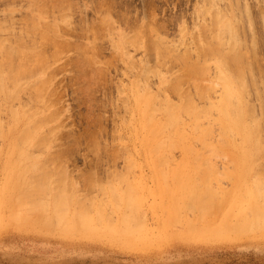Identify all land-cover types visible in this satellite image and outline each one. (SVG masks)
I'll list each match as a JSON object with an SVG mask.
<instances>
[{
    "label": "rangeland",
    "instance_id": "rangeland-1",
    "mask_svg": "<svg viewBox=\"0 0 264 264\" xmlns=\"http://www.w3.org/2000/svg\"><path fill=\"white\" fill-rule=\"evenodd\" d=\"M6 1H8L9 4L0 0V23L4 25V28L5 25H7L3 31H0L2 32L0 33V41L2 38H6L2 41H6L8 43L7 40L8 37L11 36V31H19L22 27L27 29L30 27L31 22L36 23L35 21L37 19L31 16L33 13H36L35 10H32L33 8L35 9L33 6H47L44 8L41 7L42 9H45V13H43L44 16L43 19H41L42 22H40V24H49L36 26V24H39V21L41 20H38V23L36 24L33 23L36 27L33 25H31V27L33 26L32 28L38 29L37 31H39V28L37 27H40V31H36L37 34H34L36 39L35 37H32V34L31 36L28 34V38L26 37L25 40L26 42L28 41L27 43L29 45L25 42L26 45L23 46L25 54H28L27 58L29 57V54H31L29 57L31 60L27 59L26 61H29L28 64L31 62V65H34L39 72H37L34 66H32L35 73L30 74H33V77L28 73L24 74L25 77L23 75L20 76V78L23 77V80H19L15 77L17 79V84L15 86L19 84L16 88L20 87L18 90L19 96L17 99L10 98L11 102H13L10 103V100H8V102H6L7 104L3 105V107H6L3 108L0 106L2 108L0 111H3L2 113L0 112V118L2 117L1 121L3 120V125L0 127H2L1 129L3 131L5 130V134L8 132L6 136L0 135V264H264V226L261 224L259 226L256 225L257 227L254 225L255 228L251 230H244L237 234L227 232L219 236L200 235V237L198 236L196 238H193V234L196 232L192 231L193 233L191 234H185L187 231H191V223L199 222L200 224H205L209 219L211 223H218L219 221L221 222L222 220H227L231 225H235V222L239 220L238 218L240 217L241 219V216H239V212L241 211H244V213L245 211L247 212L245 213L248 215L246 217H254L253 215H255V211L256 214H258V210L252 211V207L249 205V203L253 205L255 198H252L251 201H249L250 199L247 197L245 198V195L250 194V191L252 190L254 193L253 197H256L255 202L259 201V208L263 207L264 185L262 182H264V147H260L259 149L243 148L242 136L240 135L239 137V134H235L233 136L234 139L232 140L236 143L239 141L242 145H237V148H228L229 150L227 149L228 151L226 152L223 149L226 155L223 151L220 152L222 149L219 151L222 154L218 152L217 156H215L216 154L211 155L210 149L206 147L208 145L205 146L202 139L198 140L197 136H199L198 130L200 127L198 129L197 127L194 129V113L189 111L192 115L189 112L188 116L187 114L181 113V120H178L176 124H170L168 127V125L163 123L165 129L162 133L164 136L169 133L168 137L171 133V138H169H173L172 140L175 138L177 145L176 147L171 148L172 151L170 149H166L168 150L166 152L165 150L163 151L165 155L169 156V159H171H168L169 161L167 160L168 163L165 164L166 161L158 163V160H155L156 156H154V151L150 150V146H148V143L153 142V135H151L152 124L148 121V116L152 111V107H156L157 111L155 110L156 113L154 112V115L157 117H155L154 123L159 125L160 121L165 119L163 118L164 110L162 112L163 108L161 106L164 102L159 99V102L161 103V105L158 103V105L161 106L159 112V108L157 109L156 104L158 101L153 97V102L151 101V111L149 110L147 116L145 115L148 110L146 106L137 102L139 95L142 96L145 94L143 96L144 98L147 92L150 91L153 93L151 96L155 97H158L160 94L162 95V93H167L166 96L164 95L165 97L169 95L168 97H171L172 103L175 101L173 104H176L178 101L179 102L177 104H179L180 102H184L183 98H185L186 101V95L184 96V94L188 95V92L190 93V91H192L193 94L191 92L189 95H192V102L196 104V107L201 109H203V107L207 108L209 106L210 99H212L211 101H217L219 98L218 95H221L219 92L222 91L220 88L222 81H220V79L218 80L217 73L219 72L216 71L215 62L210 63L213 56L210 55L212 59L209 55L206 56L207 61L206 59L205 61L208 64H206L208 67L204 71L206 72L205 78L204 74L200 75L201 72L198 74L203 76L202 83L206 81L207 84L211 78L217 77L216 79L221 83L219 87L220 89L216 87L218 86V84H216V86L214 85V87H216L215 89L213 88L212 90H209L210 92H208V90L206 92L204 90L205 87L202 86L204 88L203 91H201L202 93H205L204 96L201 92L199 94V91L195 88H201V85L195 86V82H197V85L202 84L201 80H197L196 78L198 74L196 72V75L192 74L197 80L194 82V85V77L191 78L192 80L188 79L189 71L187 72V69L185 70V68L189 65V63L187 65V62H192V60L196 59L197 55L195 51L198 49L197 47L202 46L201 44H203V42L214 43L212 34H217L219 32L221 34L223 33L222 35L224 38L226 36L225 40H227V42L231 36H237L234 37L236 38L235 40H237L236 43L238 47L235 49L238 51L241 50L239 52L245 54V56L243 55L244 62L247 59L249 61H246L245 63L247 64L246 66H248L247 69L249 71H245L247 78L245 76L244 79H246L245 82L248 79L249 80L246 82L247 90L245 89L246 92H243V96L244 99L246 98L245 101L248 98L246 101L248 106H251L252 104L253 107H250V112L253 113L254 117L253 115H251V117H248L247 115L246 120L247 122H251L250 118H256V116L258 117L256 122L260 121L259 125L262 131L261 132L259 129V138H263L261 139V142L263 141L262 143H264V135H262L264 133V0H52L54 1L53 3L50 0H47V4H45L47 2L46 0H43L44 2L41 4L38 3L39 0L38 2H33V0ZM57 2L61 4L58 5ZM33 3H37V5H34ZM211 6L212 9L210 8ZM217 8L218 10H221L213 12V10H217ZM7 10H12L14 12L12 18L8 19L5 17L4 12ZM225 12L227 14H224ZM64 13L66 16H64ZM215 14H217V17ZM29 16H31L32 19H30ZM25 17H27V19ZM221 17L222 19H220ZM33 18L35 20H33ZM218 18L220 20L219 24L217 22L218 20H216ZM227 19H229V23L232 24L231 26H233L234 31L228 29L225 30L224 26H222L221 22H228ZM212 20H214L216 24ZM57 22L60 24H57ZM62 22L65 23L62 25ZM66 22L68 23L66 24ZM105 24H107V26ZM110 24L112 27H110ZM202 24L204 28L201 27ZM204 24L206 25V28ZM210 25L214 26H212L213 31L211 30ZM219 26L221 30H224L223 32L220 30ZM44 27L45 29H43ZM46 27L49 28L47 29ZM207 27L209 28V31L206 30ZM237 27L239 29L237 30L238 32H236ZM24 28L22 29L24 30ZM50 28L52 31H55V29H58V31L52 32ZM62 28L63 31H61ZM46 31L47 33L49 32L47 34L48 36L53 37L52 40L51 38L49 39L51 41L54 40V37L57 34L56 39L53 41L54 47L53 43H51L52 45H49L48 47L50 41L47 39L48 36L46 35ZM41 32L45 33L42 34ZM60 32H62L63 35ZM233 33H235V35H233ZM119 35H122L123 38ZM197 35L199 39L197 38ZM207 36L212 37L213 40L212 38H207ZM43 37H45V39H43ZM202 37L204 40H202ZM30 38L35 39L36 42L33 40H30L31 42H29ZM58 39L60 40L61 45L58 43ZM61 40H65L63 41L64 43ZM154 40L155 43L153 45ZM195 40H197V42L201 40L200 42L202 43L199 42L196 45ZM32 42H35L36 46ZM232 42H230L231 45L233 44ZM57 43L60 47H57L59 46ZM65 43H67L68 46H66ZM85 43H88L89 45ZM151 44L154 49L151 47ZM158 44L159 47L161 46V49L155 47L158 46ZM230 44L226 43L224 47L226 46V48H229L231 47ZM61 46L64 49H62ZM167 47H170L168 50L170 51L169 56L167 55L169 58L165 56L168 54ZM44 48L46 49V52ZM59 48H61V50ZM47 51L50 54L47 53ZM82 51L87 54H83ZM184 51H188V54L190 55V57L188 55L190 60L188 59L185 61L186 67L185 62L179 58L180 54H183ZM37 52H43V54H40V56L37 55ZM55 53L56 56L54 57L53 54L55 55ZM32 55L36 57H32ZM45 55H49V58ZM172 56L174 58H172ZM175 57L177 59H175ZM202 58L204 60L203 56ZM202 58L200 59L201 61ZM44 59H49V61H45ZM79 59L80 62H78ZM34 60L36 62H34ZM24 61L25 58L23 59V62ZM38 61L40 65L38 64ZM47 62H49V64H47ZM76 62H78V65ZM28 64H26L27 67H30ZM148 64H150L151 67ZM156 65L158 66L154 69V66ZM77 66L82 67V70H84H80L81 68ZM144 68H150L152 70L149 71ZM182 68L185 71L184 73ZM142 69L145 70L146 74ZM208 69H210V71ZM158 70L160 71V74L164 73L163 75L161 74L160 77ZM207 71H209V75L207 74ZM181 73H183L185 77V83L184 81L181 83L182 89L184 84V87L188 90V92H183V90H185L184 88L183 90L181 89L182 92L180 90L177 94V91H174L169 84L172 82L173 86L176 78H182L183 74ZM177 74L182 76L177 77ZM26 75H29L31 78L29 79ZM164 77L166 78L164 79ZM38 78H40L39 80L41 82L38 80L37 83ZM41 79L46 82H43V84ZM199 79H201V77ZM207 79L209 80L207 81ZM146 81L148 85L146 84ZM164 81H166V83ZM215 81H211L212 84ZM28 83L30 85L34 83L35 86L37 84H41L42 88L37 85L40 91V95L38 94L37 96L41 97L42 94L43 97H36V92H38V90L36 89V91L34 89L35 86H30ZM12 85L14 86L13 78L11 77L7 81V86L9 87V90L13 89L12 91H14L16 88L14 89ZM27 85L28 87L26 88ZM146 85L150 87L149 91H147L148 87L146 88ZM202 85H204V83ZM32 87L34 88L31 89ZM44 87L46 89H43ZM166 87L171 88L166 89ZM41 89L43 91H41ZM213 90H216V92ZM171 91L172 93H170ZM211 91L214 93L212 92L213 94H211ZM157 92H159V94ZM194 92L198 93L195 94ZM33 95H35V99ZM180 96L183 101H180ZM209 96H211V98ZM45 98L47 99L44 103ZM50 98L51 100H49ZM32 100L35 101L33 102ZM25 102L27 103L26 106H28V110H25V108H27L24 105ZM47 102L49 104L51 103V109L48 107L49 105H46ZM29 107L32 109L29 110ZM47 107L48 109H46ZM9 110L23 112L22 114H24L25 118L29 119V121L24 122L19 119L11 122V111ZM215 112L216 111L214 110L210 112L212 115L209 114L208 117L210 115L212 117L214 116V118L217 117V112L216 114ZM47 113L51 114V119L49 118L50 120L48 121H46V117H50V114L47 115ZM28 115H30L29 117H32L29 118ZM204 116L202 115L201 120ZM206 116L204 119L206 126H204L206 128L208 127L211 133L206 135V137L203 136L201 138H206L211 142L213 141V143L216 141L215 143H217L221 138V129H219L220 125L218 126L217 124L219 122L216 120L215 122L217 125H214V119ZM262 116L263 119L261 118ZM43 117H45V120ZM206 118L210 120L212 119L213 126H210V123L206 122H210V120H206ZM42 119L43 122H41ZM204 122L203 120L200 122L201 126ZM14 123H16V127L10 133L8 128L12 127ZM145 123H147V127L144 125ZM25 126H29V128L32 129L31 131H35L33 129H36L37 131L38 129L39 136L41 135V138L42 136H47L48 138L43 139V144L45 143L46 145V139L50 140H48L49 142L47 141L48 146H45L47 149L42 147L44 146L42 143H40V145L36 144V150L34 147L29 149V151L27 150V154H29L30 158L21 159L18 154L20 149L10 147L13 142H16L15 138L20 133L19 131L21 128H24ZM212 127L215 128L212 130ZM49 128H52L51 131ZM1 129L0 134L2 133ZM179 133L181 135L184 134L183 137L187 145L191 144V146L194 145L195 147L192 146L188 150L180 147L181 144L178 143V140L180 139V137L178 138ZM196 133L197 135H195ZM161 134L159 137L163 135ZM210 134H213V138H211V140L210 137L212 136ZM195 136L197 139L194 138ZM177 138L178 140H176ZM186 138L188 139L186 140ZM214 139L216 140L214 141ZM148 140L149 142H147ZM196 140H198V142ZM241 147L243 149H241ZM41 148L44 150H41ZM163 152H159L157 155H164L162 154ZM50 153L53 155L51 163L47 161ZM57 155L59 157H57ZM35 162L38 164L40 162L42 164L47 162L48 164L49 162L50 164L48 165H50L51 168L53 167L52 171L58 175V177L56 174H54L55 176L53 175V177H56L55 179H57L56 183L60 182V185L55 184V186H59L60 188L65 185L63 188L66 190L65 192L67 194L69 193V196L70 192H67V190L72 187L70 190H74V194H72L73 197L71 196L72 201L69 206L72 210H77L78 202H85L84 205H90L92 203V206H87L88 208L81 205L80 209H85L88 215L94 216L95 218H98L101 211L103 214L107 211L110 217L105 218H110L108 220H111V222L113 221V225H116V222L120 223L121 221V214L124 212L123 210L125 209L126 212L127 210L131 211L132 209V212L128 211L130 215L127 218H132L131 224H133L134 229H130V231L126 226L116 227L115 230L104 227L106 235L101 236L96 233L99 229L95 225L89 228L86 227L85 229L87 230L81 229V231H70L73 228H66L65 226L60 225L57 222L58 217H52L55 222H53L49 227H39V224H35L33 222V218L36 216L37 211L35 209L36 205H34V203V206L31 205V196L27 197L28 199L30 198L31 203L26 207V203L30 201L25 199L27 200L26 202L24 199L20 198L18 199L20 202L17 201L13 187L7 186V182L11 179L15 180L18 175L21 180L23 177L25 180L27 172V170L23 172L25 168H30V171L27 174V176H29L27 178V182L30 180V177H34L37 171L33 172L31 170V166ZM48 165L47 167H49ZM199 167L202 169L201 171H205V173L203 172L204 176H206V174L209 175L210 173H212L211 175L213 176H207L209 177H206L208 180L203 178L204 176L202 177L203 180L200 177L202 180L200 181L198 177L202 176L203 173L201 172L202 174H200ZM213 167H215V170ZM197 168L199 170H197ZM216 168L218 170H216ZM218 171L221 173L223 172L222 175L221 173L219 174ZM217 172L219 175L215 174V176L218 175L216 176L218 177L216 180L214 178V173ZM194 173H197L198 176ZM65 174L66 176H61ZM22 175L23 177H21ZM220 175L221 177H219ZM241 175H243V179L237 178L238 176L241 177ZM210 177L212 179H210ZM204 180L207 185H205L206 183ZM87 181H90L89 185L93 182V185L95 186L92 184V187L88 186ZM128 183L129 185H132L129 187ZM209 184L212 190L208 187ZM253 184H257L258 187ZM196 185L200 187H197ZM240 185L242 187L246 186L247 189L250 187V193H247V190L244 189L245 187L242 188ZM262 185L263 187L261 188ZM181 186L184 188L183 190H185V194L188 193L191 188L193 189L192 192L196 190L199 194L202 191L205 192L206 190L207 192L208 190H211V193H218V195L222 194L223 191L225 193L227 189V192L232 190L230 193H232L233 190L235 191L234 194L232 193L233 195L230 194V197L228 198L229 202L222 208V212L221 209H219V213L211 210L214 214L212 213L210 215V211L208 213V210L212 208L209 206L210 208L207 210L208 204H205L204 207L206 208L207 206L206 211L205 209H202L201 205H199V207L197 202H193L195 201L194 199L192 200V205L195 204L198 208L196 206L192 207L193 209L195 208L193 210L190 207L191 205H188L191 203V200L189 203L187 202L189 198L186 197L187 199H185V197L179 196L182 191ZM204 186L207 188L206 190H204ZM89 187L91 189H88ZM110 187L111 191L115 190L113 192H118L117 196L120 195L118 197L119 200L117 198H115L116 201L115 199L112 200L116 194L114 196L111 195ZM194 187L198 189H201L202 187V189H204L201 191L194 189ZM132 188L135 190L131 191ZM237 188L240 191H238ZM260 188L262 192L260 191ZM219 189L223 191L220 190V193ZM259 191L263 193V197H261L262 195H259ZM237 192H239L238 196ZM85 194L88 196V199H86ZM91 194H93V197ZM125 194L131 196L127 197ZM185 194L182 192L183 196ZM53 195L58 194L53 191ZM134 195H136V199L132 200H134L137 205H134L132 200L128 201V198H133L132 196ZM48 196L49 195L42 197V201L40 203H48V201H46ZM43 198H45V200ZM38 199L41 200V198H37V200ZM22 200L26 205L21 202ZM108 200H110V203H108ZM231 200L233 202L230 203ZM99 201L102 204H100L101 207L99 206L100 208L98 209L97 204H99ZM17 202H19L22 206L19 207L20 209L26 208L20 210ZM34 202H37L36 199ZM257 202L256 206L258 207L259 205ZM16 203L17 207H15ZM183 203L186 204V208H184ZM116 204L118 207L117 210ZM118 204H120V206ZM126 205H129L128 208ZM131 205H133L132 208ZM199 208L202 209L199 210L200 212H198ZM228 208H232L231 212H225ZM14 209H19V213L22 211V215L25 216L26 214V216L18 218L19 214L17 215L18 217H15L14 215L17 214V211L15 210L16 212L14 214ZM80 209L78 208V210ZM203 210L206 212L203 213ZM96 211L100 212L97 214ZM261 211L264 212V209H261ZM39 214L45 216L48 214V210L41 211ZM96 215L98 216L96 217ZM213 215H216L218 218L213 217ZM224 215L228 217H225ZM201 217H204L207 221ZM209 217H211V219ZM124 232H129L131 235ZM199 234H201V231Z\"/></svg>",
    "mask_w": 264,
    "mask_h": 264
},
{
    "label": "bare ground",
    "instance_id": "bare-ground-1",
    "mask_svg": "<svg viewBox=\"0 0 264 264\" xmlns=\"http://www.w3.org/2000/svg\"><path fill=\"white\" fill-rule=\"evenodd\" d=\"M3 1H5V3L6 4H9V2L8 1H6V0H3ZM34 1H36V2H38V0H33V2ZM45 1V0H44ZM43 0L41 1V0H39V2L38 3H43L44 2ZM47 1V0H46ZM49 1V0H48ZM48 1L45 3V4H47L48 3ZM52 3L54 2V1H52V0H50ZM61 2V1H60ZM58 3V5L59 4H61V3H59V2H57ZM34 4V3H33ZM32 4V5H33ZM34 5H37V3H35ZM43 5V4H42ZM55 5H56V3H55ZM213 5V4H212ZM46 5H43V6H33V7H35V9L33 8L32 10H35L36 11V13H33L32 11V15L31 16H33L35 19H37L35 22L36 23H38V20H41V19H43V16H44V14L43 13H45V9H42V8H44ZM50 6V5H49ZM215 6V5H214ZM42 7V8H41ZM47 7V6H46ZM57 7V6H56ZM51 8V7H50ZM54 8H55V6H54ZM206 8V7H205ZM211 9H212V6L210 7ZM48 9V8H47ZM208 9V8H207ZM219 10H221V9H219ZM218 10V8H217V10L215 9V10H213V12L215 11H219ZM209 11V10H208ZM211 11V10H210ZM225 11V10H224ZM213 12H212V14H213ZM5 13V17L6 18H12V16H13V11L12 10H7V11H5L4 12ZM30 13V12H29ZM220 13V12H219ZM28 14V13H27ZM26 14V15H27ZM221 14V13H220ZM223 14V13H222ZM224 14H227L226 12L224 13ZM47 15H48V13H47ZM219 15V14H218ZM31 16H29L30 17V19H32V17ZM60 16H62V15H60ZM64 16H66L65 15V13H64ZM215 16L217 17V14H215ZM215 16H213V17H215ZM27 17H28V15H27ZM27 17H25L26 19H27ZM63 17V16H62ZM61 17V18H62ZM109 17V16H108ZM4 18V17H3ZM24 18V19H25ZM33 18V20H35ZM54 18H56V17H54ZM58 18V17H57ZM64 18V17H63ZM223 18H224V15H223ZM29 19V18H28ZM105 19V18H104ZM108 19V18H107ZM110 19V18H109ZM214 19V18H213ZM220 19H222V17L220 18ZM12 20V19H11ZM32 20V21H33ZM65 20V19H64ZM216 20H218L217 22H218V24L220 23L219 21V18L218 19H216ZM228 20V22H223L222 20V22H221V24H222V26H224V28H225V30L226 29H228V30H233L234 31V29H233V26H231L232 24H230L229 23V19H227ZM26 21H28V20H26ZM25 21V22H26ZM54 21V20H53ZM58 21L60 22V20L58 19ZM67 21V20H66ZM111 21V20H110ZM110 21H109V23H110ZM113 21V20H112ZM215 24H216V22L214 21V20H212ZM211 21V22H212ZM1 22V21H0ZM40 22H42V20L41 21H39V24H36V23H34V24H36V26H38V25H40V26H43V24H45V23H43V24H40ZM44 22H46V21H44ZM59 22H57V24L59 23ZM212 22V23H213ZM4 23V22H3ZM9 23V22H8ZM32 22H31V25H33V26H35L34 24H33ZM61 23V22H60ZM59 23V24H60ZM63 23H65V22H62V25H63ZM68 22H66V24H67ZM108 23V22H107ZM113 23V22H112ZM225 23V24H224ZM233 23V22H232ZM1 24V23H0ZM10 24V23H9ZM49 24V23H48ZM48 24H45V25H48ZM56 24V23H55ZM66 24H65V26H66ZM102 24V23H101ZM104 24V23H103ZM206 24V23H205ZM204 24V25H205ZM11 25V24H10ZM26 25H27V23H26ZM25 25V26H26ZM31 25H30V27H31ZM50 25H52V24H50ZM61 25V26H62ZM70 25V24H69ZM68 25V26H69ZM90 25V24H89ZM106 26H107V24H105ZM4 25L3 24H1L0 25V31H3L5 28H6V26L7 25H5V28L3 27ZM12 26H13V24H12ZM23 26V25H22ZM32 26V27H33ZM35 26V27H36ZM60 26V25H59ZM211 26V25H210ZM210 26H208V27H210ZM213 26V25H212ZM212 26H211V30L213 31V28H212ZM221 26V27H222ZM237 26V25H236ZM9 27V26H8ZM29 27V28H30ZM27 28V26H26V28L27 29H25L24 27H22V28H24V30L21 28L19 31H11V36L10 37H8V43L6 44L4 41H2V40H5L4 38H2V42L0 43V106L1 107H3V105L4 104H7L6 102H8V100H10V103H12L11 102V99L10 98H12V99H17V97L19 96V92H18V90L20 89V87H18V88H16L17 86H15L16 84H17V79L15 78V77H17L19 80L20 79H22L23 80V77H21L20 78V76H24V74H29L30 76H32L34 73H35V70H33V68H32V66H34V65H31V62H30V64H28V62L29 61H26L27 59L29 60H31V58H29L30 57V55L31 54H29V57L27 58V56H28V54L26 53L25 54V50L23 49V46H25L26 44H25V42H26V40H25V38L28 36V34H30V36H31V34L33 35L32 37L34 38L35 37V39H36V36H34V34H37L36 33V31L38 30V29H34V28ZM50 27H52V26H50ZM54 27V26H53ZM57 27V26H56ZM63 27V26H62ZM88 27V26H87ZM92 27V26H91ZM110 27H112L111 26V24H110ZM201 27H203V24L201 25ZM207 27V29L206 30H208L209 28ZM214 27V26H213ZM37 28H39V31H40V27H37ZM47 28V27H46ZM49 28V27H48ZM47 28V29H48ZM55 28V27H54ZM64 28H66V27H64ZM109 28V27H108ZM204 28V27H203ZM205 28H206V25H205ZM219 28H220V26H219ZM223 28V27H222ZM32 29H34V30H32ZM43 29H45V27L43 28ZM61 29V28H60ZM59 29V30H60ZM93 29V28H92ZM109 29H111V28H109ZM115 29V28H114ZM151 29V28H150ZM215 29V28H214ZM236 29V28H235ZM50 30H51V28H50ZM87 30V29H86ZM94 30V29H93ZM92 30V31H93ZM152 30V29H151ZM216 30V29H215ZM220 30H221V28H220ZM237 30H239L238 29V27H237V29H236V32H238ZM39 31H37V32H39ZM41 31H43V30H41ZM45 31V30H44ZM47 31H49V30H47ZM47 31H46V35L49 33H47ZM52 31V30H51ZM50 31V32H51ZM55 31H58V29H55ZM55 31H52V32H55ZM61 31H63V28H62V30ZM95 31V30H94ZM205 31V30H204ZM209 31V30H208ZM217 31H218V29H217ZM222 32L224 31V30H221ZM152 32H153V30H152ZM206 32V31H205ZM0 33H2V32H0ZM42 33V32H41ZM45 32H43L42 34H44ZM61 34H62V32H60ZM61 34H60V36H61ZM120 34V33H119ZM155 34V33H154ZM210 34H212V33H210ZM223 34V33H222ZM220 32L219 33H217V34H212V37L214 38V43L213 42H203V44H201L202 46H200V47H197L198 49L195 51L196 52V59H197V57H198V59L196 60H192V62H190V61H188L187 62V65H188V63H189V65L186 67V62L185 61H187L188 59L190 60V55L188 54L189 52L188 51H184V53L181 55L180 54V56H179V58L181 59V60H183L184 62H185V70L187 69V72L189 73V78L188 77H186V78H188L189 80H192L191 78L192 77H194L192 74H194V75H196L195 74V72L198 74H200V72H201V74L200 75H202V74H204V78H205V75H206V72H204L205 71V69L208 67V66H206V61H207V59H206V56L207 55H211V56H213V59H212V57L210 56V58L212 59V60H214V61H210V63L212 62H215V68L217 69L216 71L217 72H219V73H217L218 74V80L220 79V81H222V84L220 83V82H218V80L216 79L217 77H213V78H215V79H213V78H209V79H207V81H208V84L206 83V81L205 82H203L204 83V85H202L203 83H202V78H203V76H200L199 74L197 75V76H199V77H197L196 76V78H197V80H201V83L202 84H199V85H197V82H195V81H197L196 80V78L194 77L193 78V85H194V82L196 83V85L195 86H200L201 88H199V87H195L196 88V90L197 91H199V94H200V92H201V94L204 96V94L205 93H202V91H203V88H204V90L207 92V90H208V92H210L209 90H212L213 88L215 89L216 87L218 88V89H220L221 88V92H219V94H221L220 96L218 95V99H217V101H211L212 99H210V103H209V106L206 108H204L203 107V109H201V108H197L196 107V104H194V102H192V95L190 96L189 94L192 92V91H190V90H192V89H190L189 91H190V93L188 92V90L184 87V84H183V89L185 88V90H187V91H185V90H183L182 89V84L181 83H183V81H184V70H183V68H182V70H183V73H181V74H183V76L182 75H178L177 77H181L182 76V78H176L175 79V82L173 83V86H172V82H171V84H169V81H168V84H169V86L171 85V87L174 89V91L176 90L177 91V94H178V92L182 89L183 90V92H185V93H187L188 92V95L187 94H184V96L186 95V101H185V98H183L184 99V102H180L179 104H177L178 102H176V104H173L172 103V99H171V97H168L169 95H167V97H165L166 96V94H164V93H162V95L160 96V95H158L159 94V92H157L158 94H156V95H158V97L156 96H151V94L153 95V93L152 92H150L149 90V86H147L148 85V83H147V81H146V88L148 87V90L147 91H149V92H147V94H146V96L143 98V96L145 95L144 93V95H142V96H140L139 95V97H138V99H137V102H139V103H142V104H144V106H146V108L148 109L147 110V114H145L146 116L148 115V113H149V110H150V108H151V101L153 102V97L155 98V100L157 99V109H158V111L161 109L160 107L162 106V112H163V110H164V112H163V114H164V117L163 118H165L164 120H162V121H160V123H159V125H156V123H154V121H155V117H157V116H155L154 115V112L156 113V107H152V111H151V113H150V115L148 116V121L152 124V130H151V132L153 133H151V135H153L152 136V143H148V146H150L149 148H150V150H153L154 151V156H156V159L155 160H158V163L160 162V163H162V161L164 162V161H166L165 162V164L166 163H168V161L169 160H171V159H169V156H166L165 155V153L163 152L164 150H165V152L166 151H168V150H166V149H170L171 150V148H174V147H176V145H177V141H175V138H174V140H172V139H170L171 138V133H170V138L168 137V135H169V133H167L166 135H167V137H166V135L164 136V134L162 133V131H164V124L165 125H168V127L170 126V124H173V123H175L176 124V122H178V120L180 121L181 120V118L180 117H182V115H180L181 113L182 114H187V116H188V114L190 113L191 115H192V113H194V120H193V122L195 121V126L193 125V127H195L194 129H196V127H197V129L199 128V132H198V135L199 136H197L198 137V140H201L202 139V142H203V144L206 146V145H208V146H206V147H208L209 149H210V151H211V155L212 154H216L215 156H217V153L220 151V152H224V150H225V152L226 151H228L229 149L228 148H237L238 146H240L239 144H241V142L239 143V141H238V143H236V142H234L232 139H234L233 138V136L236 134H239V137H240V135L242 136V142H243V148H253V149H259L260 147H264L263 146V144L264 143H262L261 142V139H263V138H259L260 137V135H259V132L261 131V129H260V121L258 122H256V119L258 118L257 116H256V118H253L254 117V115H253V113H251L250 112V109L253 107L252 106V104H251V106L249 105L248 106V104H247V100H248V98H247V100L245 101V99H244V96H243V92H246L245 91V89L247 90V84H246V82L249 80H247L246 82H245V80L246 79H244L245 78V76H246V73H245V71L247 70V72L249 71L248 69H247V67L248 66H246L247 64H245L246 63V61H248V59L247 60H245V62H244V60H243V57L245 56V54L243 53L242 54V52H239V51H241V50H236L238 47H237V43H236V41L237 40H235L236 38H234V37H237V36H231L230 37V39H228V42H227V40H225L226 39V36H225V38L223 37V35H222ZM228 34V33H227ZM230 34V33H229ZM50 35H52V34H50ZM55 35V34H54ZM53 35V36H54ZM57 35V34H56ZM56 35H55V37H54V40L56 39ZM63 35V34H62ZM122 35H124V34H122ZM122 35H119V36H121L122 37ZM126 35V34H125ZM156 35V34H155ZM208 35V34H207ZM231 35V34H230ZM233 35H235V33H233ZM238 35H239V33H238ZM29 36V37H30ZM38 36V35H37ZM48 36V35H47ZM202 36V35H201ZM204 36V35H203ZM209 36V35H208ZM207 36V38H212V37H208ZM228 36V35H227ZM140 37V36H139ZM155 37H157V36H155ZM159 37V36H158ZM232 37H233V40H232ZM28 38V37H27ZM33 38H30L29 39V42H31L30 40H33V41H35V39H33ZM51 38V40L53 39V37L52 36H48L47 37V39H48V41H50L49 42V44H48V42H47V44H48V47H49V45L51 46L52 44L51 43H53V41H51V40H49ZM64 38V37H63ZM123 38V37H122ZM121 38V39H122ZM125 38V37H124ZM160 38V37H159ZM197 38L199 39V37H198V35H197ZM203 38V37H202ZM213 38H212V40H213ZM228 38H229V36H228ZM240 38V37H239ZM238 38V39H239ZM41 39V38H40ZM39 39V40H40ZM43 39H45V37H43ZM60 39V38H59ZM58 39V43L61 45V43H60V40ZM155 39V38H154ZM255 39V38H254ZM42 40V39H41ZM122 40H124V39H122ZM156 40V39H155ZM155 40H154V42H153V45H154V43H155ZM158 41H160L159 39H157ZM202 40H204V38L202 39ZM206 40H208V39H206ZM205 40V41H206ZM229 40H230V42H232L233 44L231 45L230 44V42H229ZM62 41V40H61ZM63 41H65V40H63ZM62 41V42H63ZM125 41V40H124ZM124 41H123V43H124ZM135 41V40H134ZM152 41H153V39H152ZM152 41H151V43H152ZM161 41H162V38H161ZM196 41V45H197V43H199L200 41H198L197 42V40H195ZM253 41V40H252ZM256 41V40H255ZM28 42V41H27ZM26 42V43H27ZM36 42V41H35ZM35 42H32V43H34V45L36 46V44H35ZM39 42V41H38ZM56 42V41H55ZM242 42V41H241ZM57 43V44H58ZM64 43V42H63ZM62 43V44H63ZM122 43V42H121ZM156 43H157V41H156ZM158 43H162V42H158ZM200 43H202V42H200ZM226 43H228V44H230L231 45V47H227L226 48V46L224 47V45H226ZM255 43H257V42H255ZM28 44V43H27ZM41 44V43H40ZM58 44V45H59ZM66 44V46H68L67 45V43H65ZM85 44H88V43H85ZM84 44V45H85ZM236 44V45H235ZM29 45V44H28ZM60 45L59 46H57V47H60ZM89 45V44H88ZM115 45H116V43H115ZM124 45V44H123ZM156 45V44H155ZM162 45V44H161ZM200 45V44H199ZM230 45H228V46H230ZM234 45V46H233ZM30 46H31V44H30ZM34 46V47H35ZM63 46V45H62ZM61 46V47H62ZM65 46V47H66ZM239 46V45H238ZM32 47V46H31ZM47 47V48H48ZM53 47H54V43H53ZM81 47H83V46H81ZM85 47H86V45H85ZM84 47V48H85ZM90 47V46H89ZM151 47L153 48V46H152V44H151ZM156 48L158 47V48H160L159 47V44H158V46H155ZM237 47V48H236ZM255 47V46H254ZM24 48H26V47H24ZM28 48V47H27ZM39 48V47H38ZM42 48V47H41ZM56 48V47H55ZM88 48V47H87ZM170 48V47H169ZM169 48L167 47V52H168V54H166L165 56H169V52L170 51H168L169 50ZM236 48V49H235ZM45 49V48H44ZM49 49V48H48ZM54 49V48H53ZM57 49V48H56ZM60 50H61V48H59ZM58 49V50H59ZM62 49H64L63 47H62ZM90 49V48H89ZM149 49H150V47H149ZM154 49V48H153ZM161 49V48H160ZM172 49V48H171ZM190 49V48H189ZM248 49V48H247ZM37 50V49H36ZM82 50V49H81ZM88 50V49H87ZM158 50V49H157ZM156 50V51H157ZM166 50V49H165ZM192 50V49H191ZM29 51H30V49H29ZM34 51V50H33ZM50 51V50H49ZM163 51V50H162ZM171 51H173V50H171ZM192 51H194V50H192ZM191 51V52H192ZM238 51V52H237ZM31 52V51H30ZM29 52V53H30ZM36 52V51H35ZM45 52H46V49H45ZM55 52V51H54ZM212 52V53H211ZM246 52V51H245ZM39 52H37V55H42L43 54V52H40L39 54H38ZM47 53H49L48 51H47ZM82 53L83 54H87V53H84L83 51H82ZM163 53V52H162ZM177 53V52H176ZM211 53V54H210ZM26 56H25V55ZM34 54V53H33ZM50 54V53H49ZM173 54V53H172ZM35 55H36V53H35ZM40 55V56H41ZM51 55H52V53H51ZM175 55V54H174ZM188 55H189V57H188ZM244 55V56H243ZM45 56H48V58H49V55H45ZM53 56L55 57L56 56V53H55V55L53 54ZM87 56V55H86ZM163 56V55H162ZM167 56V57H168ZM176 56V55H175ZM202 56L204 57V60H203V58H202ZM25 58V61L23 62V59ZM32 57H36V56H33L32 55ZM91 57V56H90ZM129 57V56H128ZM177 57V56H176ZM175 57V59H177ZM188 57V58H187ZM202 58V61L200 60L201 58ZM45 58V57H44ZM53 58V57H52ZM51 58V59H52ZM84 58H86V57H84ZM88 58H89V56H88ZM92 58V57H91ZM90 58V59H91ZM164 58V57H163ZM169 58V57H168ZM172 58H174L173 56H172ZM171 58V59H172ZM130 59H131V57H130ZM159 59V58H158ZM179 59V60H180ZM205 59H206V61H205ZM14 60H15V62H14ZM16 60H17V62H16ZM36 60V59H35ZM34 60V62H36ZM39 60V59H38ZM45 61L47 60V61H49V59H44ZM83 60V59H82ZM210 60V59H209ZM253 60V59H252ZM19 61V62H18ZM32 61H33V58H32ZM159 61V60H158ZM160 61H162V60H160ZM164 61V60H163ZM167 61V60H166ZM78 62H80V59H79V61ZM78 62H76L77 63V65H78ZM82 62V61H81ZM84 62V61H83ZM209 62V61H208ZM249 62V61H248ZM17 63V64H16ZM28 64V65H30V67H27V65L26 64ZM46 63V62H45ZM133 63V62H132ZM147 63V62H146ZM159 63V62H158ZM252 63V62H251ZM251 63H249V64H251ZM254 63V62H253ZM34 64H36V63H34ZM38 64H39V61H38ZM47 64H49V62H47ZM82 64V63H81ZM161 64H163V63H161ZM40 65V64H39ZM148 65H150V64H148ZM159 65H160V63H159ZM208 65V64H207ZM252 65V64H251ZM48 66V65H47ZM79 66H80V64H79ZM79 66H77V67H79ZM82 66V65H81ZM131 66H134V65H131ZM158 65H156V66H154V67H152V68H154V69H156V67H157ZM209 66H210V64H209ZM212 66V65H211ZM213 66H214V64H213ZM44 67V66H43ZM150 67H151V65H150ZM250 67V66H249ZM32 68V69H31ZM34 68L36 69V71L37 72H39V70H37V68L34 66ZM38 68H40V67H38ZM46 68V67H45ZM79 68H81L80 70H82V67H79ZM211 68V67H210ZM251 68V67H250ZM249 68V69H250ZM42 69V68H41ZM145 69V68H144ZM144 69H142V70H144ZM146 69H148L149 71L150 70H152V69H150V68H146ZM145 69V70H146ZM84 70V69H83ZM82 70V71H83ZM145 70H144V73H145ZM209 71H210V69H208ZM41 71V70H40ZM43 71V70H42ZM47 71V70H46ZM81 71V72H82ZM149 71H147V72H149ZM159 71V70H158ZM198 71V72H197ZM209 71H207L208 73V75H209ZM214 71H215V69H214ZM251 71H252V69H251ZM254 71V70H253ZM141 72V71H140ZM154 72V71H153ZM152 72V73H153ZM156 72H157V70H156ZM30 73H33V74H30ZM43 73V72H42ZM44 73H46V72H44ZM151 73V74H152ZM191 73V74H190ZM36 74H38V73H36ZM35 74V75H36ZM142 74V73H141ZM146 74V73H145ZM155 74V73H154ZM162 74V73H161ZM160 71H159V77H160ZM164 74V73H163ZM162 74V75H163ZM216 74V73H215ZM249 74H251V73H249ZM27 76V77H29V79L31 78L30 76ZM192 75V76H191ZM43 76V75H42ZM186 76V75H185ZM251 76V75H250ZM249 76V77H250ZM13 78V84H14V91H12L13 89H11V90H9L8 88V86H7V81L10 79V78ZM25 77V76H24ZM26 77V78H27ZM33 77V76H32ZM201 77V79H199ZM50 78V77H49ZM166 77H164V79H165ZM246 78H247V76H246ZM16 79V80H15ZM28 79V78H27ZM26 79V80H27ZM40 78H38L37 79V83H38V80H39ZM163 79V80H164ZM187 79V80H188ZM18 80V81H19ZM42 80V83L44 82H46L47 80H46V78H45V80L46 81H43V79H41ZM167 80H169V79H167ZM172 80H174V79H172ZM215 80H217V81H215ZM24 81H25V79H24ZM36 81V80H35ZM40 81V80H39ZM182 81V82H181ZM211 81H215V82H213V84H212V82ZM34 82V81H33ZM41 82V81H40ZM144 82V81H143ZM143 82H142V84H143ZM163 82V81H162ZM165 83H166V81H164ZM199 82V81H198ZM36 83V84H37ZM43 83V84H44ZM165 83H164V85H165ZM184 83H185V81H184ZM12 84V83H11ZM29 84V83H28ZM162 84V83H161ZM187 84V83H186ZM206 84H207V86H206ZM216 84H218V86H216ZM220 84H221V87H220ZM30 85V84H29ZM31 85H34V83L33 84H31ZM30 85V86H31ZM37 85H39V84H37ZM36 85V86H37ZM144 85V84H143ZM142 85V86H143ZM214 85L216 86V87H214ZM20 86H21V84H20ZM35 86V85H34ZM35 86V88L34 87H32L31 89H37L38 90V92H36L37 94H36V97H38L37 95L39 94L40 95V91H39V87L37 88ZM41 88H42V86H41V84L39 85ZM190 86H191V84H190ZM202 86H204V87H202ZM28 87V85L26 86V88ZM46 87V86H45ZM43 88V89H46V88ZM170 87V88H171ZM189 87V86H188ZM207 87V88H206ZM220 87V88H219ZM246 87V88H245ZM25 88V89H26ZM30 88V87H29ZM164 88V87H163ZM169 87H166V89H168ZM169 88V89H170ZM249 88V87H248ZM165 89V90H166ZM173 89H172V91H173ZM189 89V88H188ZM200 89V90H199ZM27 90V89H26ZM143 90V89H142ZM162 90V89H161ZM182 90H181V92H182ZM202 90V91H201ZM12 91V92H11ZM24 91V90H23ZM28 91V90H27ZM30 91V90H29ZM32 91V90H31ZM41 91H43L42 89H41ZM172 91L170 92V93H172ZM173 91V92H174ZM214 92H216V90H213ZM213 91H211V94H213L214 92ZM220 91V90H219ZM33 92V91H32ZM162 92V91H161ZM167 92V91H166ZM196 92V91H195ZM194 92V93H195ZM213 92V93H212ZM249 92H250V90H249ZM23 93V92H22ZM27 93V92H26ZM42 93V92H41ZM198 93V92H197ZM197 93H195V94H197ZM21 94V93H20ZM24 94H25V92H24ZM28 94H30V93H28ZM43 94H44V92H43ZM192 94H193V92H192ZM210 94V93H209ZM46 95H48V94H46ZM155 95V94H154ZM165 95V96H164ZM180 95V94H179ZM183 95V94H182ZM208 95V94H207ZM30 96V95H29ZM34 96V99H35V95H33ZM30 97H32V96H30ZM40 97V96H39ZM38 97V98H39ZM41 97H43L42 96V94H41ZM40 97V98H41ZM48 97H50V96H48ZM210 98H211V96H209ZM209 97H208V100H209ZM249 97V96H248ZM171 99V101H170V99ZM201 98V97H200ZM199 98V99H200ZM29 99V98H28ZM33 99V98H32ZM37 99V98H36ZM46 99L47 98H45V100H44V103H45V101H46ZM161 101H163L164 103L161 105V103L159 102L160 100ZM199 99H197V100H199ZM205 99V98H204ZM207 99V98H206ZM21 100V99H20ZM49 100H51V98L49 99ZM194 100H195V98H194ZM202 100V99H201ZM250 100V99H249ZM22 101H25V100H22ZM33 101V100H32ZM32 101H30V102H32ZM35 101V100H34ZM33 101V102H34ZM180 101H183L182 100V97L180 96ZM26 102H27V100H26ZM25 102V107H27V108H25V110L27 109L28 110V106H26V103ZM50 102V101H49ZM22 103H24V102H22ZM158 103L161 105V106H159L158 105ZM196 103V102H195ZM199 103V102H198ZM249 103V102H248ZM51 104V103H50ZM48 102H47V104L46 105H49L48 107L50 108V106H52V105H50ZM22 105V104H21ZM24 105H23V107H24ZM9 106H11V105H9ZM154 106V105H153ZM164 106V107H163ZM198 106V105H197ZM203 106V105H202ZM0 107V109H2ZM4 107H6V106H4ZM3 107V108H4ZM12 107V106H11ZM14 107V106H13ZM48 107L46 108V109H48ZM200 107V106H199ZM251 107V108H250ZM11 109V108H10ZM14 109V108H13ZM30 109H32V108H30L29 107V110ZM51 109V108H50ZM156 110V111H155ZM216 111L217 112V117H215L214 118V116L212 117L211 115V113L210 112H212V111ZM9 111H11L10 112V114H11V122H14V121H17V120H23L24 122H28L29 121V119H27V118H25V115L24 114H22L23 112H19V111H17V110H9ZM24 111V110H23ZM184 111H186V112H184ZM189 111H191V112H189ZM1 112V111H0ZM3 112V111H2ZM1 112V113H2ZM5 112V111H4ZM27 112V111H26ZM160 112V111H159ZM189 112V113H188ZM216 112H215V114H216ZM249 112H250V114H249ZM29 113V112H28ZM34 113V112H33ZM33 113H30V114H33ZM51 113V112H50ZM50 113H47V115H49ZM52 114V113H51ZM51 114H50V117H46V121H48V120H50L51 119ZM209 114H211L209 117H208V115ZM55 115V114H54ZM190 115V116H191ZM202 115L204 116H206V117H208V118H212V119H214V122L217 120V122H219V123H217L218 124V126L220 125V128L219 129H221L220 130V132H221V135H220V140L217 142V143H215L216 141V139H214V143H213V141L211 142V141H209L208 139H206V138H201V137H203V136H205L206 137V135H208L209 133H211L210 132V129L207 127H205L206 126V124H205V122H204V119H205V116L202 118V120H203V122L204 123H202V126H201V124H200V122H202V120H201V117H202ZM248 115V117H251V115H253V117L252 118H250L251 120V122H247V120H246V116ZM1 116V115H0ZM30 115H28V117H29ZM46 116V115H45ZM145 116V117H146ZM216 116V115H215ZM32 117V116H31ZM31 117H29V118H31ZM52 117H53V115H52ZM184 117V116H183ZM2 118V117H1ZM1 118H0V121H1ZM45 117H43V119H44ZM50 118V119H49ZM54 118H55V116H54ZM180 118V119H179ZM262 119H263V116L261 117ZM43 119H42V121L41 122H43ZM199 119H200V121H199ZM212 119L210 120V119H207L206 118V120H210V122H208V121H206L207 123H210V126H213V123H212ZM10 120V119H9ZM45 120V119H44ZM145 120V119H144ZM147 120V119H146ZM182 120H183V118H182ZM249 120V119H248ZM46 121H44V122H46ZM192 121V120H191ZM11 122H9V123H11ZM144 122V121H143ZM148 122V123H149ZM192 122V123H193ZM164 123V124H163ZM16 123H14L13 125H12V127H10V128H8V131L11 133V131L16 127V125H15ZM216 124V122L214 123V125ZM216 124V125H217ZM3 125V120L1 121V124H0V126H2ZM145 126L147 125V123H145L144 124ZM205 125V126H204ZM188 126V125H187ZM261 126H262V124H261ZM4 127V126H3ZM147 127V126H146ZM167 127V128H168ZM202 127H205V128H202ZM2 127H0V129H1ZM149 128V127H148ZM167 128H166V130H167ZM189 128V127H188ZM211 128V127H210ZM213 128H215V127H212V130H213ZM50 129V128H49ZM52 129V128H51ZM51 129H50V131H51ZM259 129H260V131H259ZM32 129H30L29 128V126H25L24 128L22 127L21 128V130L17 133L18 135L16 136V142H13L12 143V145H11V147L10 148H14V147H16V148H19L20 149V151H19V158H21V159H25V158H27L28 159V157L30 158V156H29V154H27V150L29 151V149H32L33 147L35 148V145L36 144H39L40 145V143H42V145H44V146H42V147H45V146H48L47 144V141L48 140H50V139H46V145H45V143L43 144V139H45V138H48L47 136L46 137H43L42 136V138L39 136V132H38V129H37V131H36V129H33V130H35V131H31ZM216 130V129H215ZM1 131H2V133L0 134L1 136H6L7 135V133L5 134V130L3 131L2 129H1ZM49 131V132H50ZM171 131V130H170ZM197 131V130H196ZM217 131V130H216ZM146 132V131H145ZM194 132V131H193ZM262 132V131H261ZM41 133V132H40ZM149 133V132H148ZM163 135H162V134ZM185 133V132H184ZM215 133V132H214ZM219 133V132H218ZM162 135L161 137H159V135ZM262 134V133H261ZM151 135H150V137H151ZM173 135V134H172ZM175 135V134H174ZM179 136H178V138L180 137V139L178 140V138L176 139V140H178V143L179 144H181V146L180 147H182L183 149H185V150H188L189 148H191L192 146L193 147H195L194 145H192L191 146V144L190 145H187L186 143H185V140H184V134L183 135H181L180 133L178 134ZM188 135V134H187ZM186 135V136H187ZM195 135H197V133L195 134ZM211 135V134H210ZM209 135V136H210ZM213 135V134H212ZM211 135V136H212ZM217 135V134H216ZM262 135H264V133L262 134ZM177 136V135H176ZM185 136V137H186ZM188 137V136H187ZM264 137V136H263ZM41 138V139H40ZM169 138V139H168ZM194 138H196V136L194 137ZM208 138V137H207ZM211 138H213V136L212 137H210V140H211ZM215 138V137H214ZM146 139H147V137H146ZM167 139V140H166ZM188 138H186V140H187ZM197 139V138H196ZM240 139V138H239ZM42 142H41V141ZM149 140H150V138H149ZM149 140L147 141V142H149ZM193 140V139H192ZM198 140H196L197 142H198ZM205 140H207V141H209V142H207V141H205ZM213 140V139H212ZM40 141V142H39ZM194 141V140H193ZM44 142H45V140H44ZM49 142V141H48ZM193 143H195V142H193ZM192 143V144H193ZM50 144V143H49ZM202 144V143H201ZM202 144V145H203ZM144 145V144H143ZM196 145V144H195ZM203 145V146H204ZM238 145V146H237ZM242 145V144H241ZM147 146V147H148ZM205 147V148H206ZM46 148V147H45ZM242 147H241V149H243ZM38 149V148H37ZM43 148H41V150H42ZM47 149V148H46ZM50 149V148H49ZM208 149V150H209ZM224 149V150H223ZM228 149V150H227ZM15 150V149H14ZM35 150H36V148H35ZM44 150V149H43ZM16 151V150H15ZM51 151V150H50ZM49 151V152H50ZM172 151V150H171ZM159 152H163L162 154H164V155H157ZM219 152V153H220ZM225 152H224V154H225ZM61 154V153H60ZM60 154H59V156H60ZM220 154H222V153H220ZM223 154V155H224ZM226 155V154H225ZM232 155V154H231ZM53 155L50 153V156H49V159L47 160V161H49L50 163L52 162V159H53V157H52ZM58 155H57V157H59ZM219 156V155H218ZM231 157V156H230ZM232 158V157H231ZM55 159V158H54ZM169 159V160H168ZM131 160V159H130ZM129 160V161H130ZM154 160V159H153ZM160 160V161H159ZM168 160V161H167ZM48 162V164H50ZM132 162V161H131ZM155 162V161H154ZM157 162V161H156ZM40 164V165H39ZM37 163V162H35L32 166H31V170L34 172V171H37V173H36V175L34 176V177H30V180H28V182H27V178L29 177V176H27V174L29 173V171H30V168H23L24 170H23V172H25L26 170H27V172H26V176H25V180H24V177H23V175L21 176V177H23L22 178V180L20 179V176L18 175V177L15 179V180H13V179H11V180H9L8 182H7V186L9 187H13V191H14V194H15V198H16V200L17 201H19L18 199L20 198V199H24V201H26L27 202V200H29L30 201V198H32L31 200H32V203H31V201L30 202H28V203H24V201L22 200L21 202L22 203H24L25 205H26V207L27 206H29L28 204H30L31 203V205H33V203H34V205H36V211H37V214H36V216L34 217L35 218V220H34V218H33V222L35 223V224H39L38 226L39 227H49L50 225H52V223L53 222H55V220L54 219H52V217H55V218H57L58 217V220H57V222L60 224V225H62V226H65L66 228H73L72 230H70V231H81V229H84V230H87V229H85L86 227L87 228H89V227H93V225H95L96 227H98V229L99 230H97L96 231V233L97 234H99V235H101V236H105L106 234V231H105V228H111V229H116V227H123V226H126L129 230L130 229H134L133 228V224H131V221H132V218H127V217H129V213H128V211L129 210H127L126 212H125V209L123 210L124 212H122V214H121V221H120V223H118V222H116L115 224L116 225H113V221L111 222V220H108V219H110V218H105V217H110L109 216V214H108V212L106 211V213L105 214H103V212L101 211H96L97 212V214H98V212H100L99 213V216L98 215H96V217L98 216V218H95L94 216H90V215H88V213L86 212V210L85 209H80V206L82 205H84V203L85 202H78V203H80V204H78L77 203V205H78V207H77V205H76V207H77V210L75 211V210H72L69 206H70V203H71V201H72V194H74L73 192H74V190L72 191V190H70V189H68L67 190V192H70V196L65 192L66 190L63 188L64 186H62V187H60L59 188V186L58 187H56L55 186V184L57 185H60L59 183H56V180L57 179H55L54 177H53V175L54 174H56V173H54L52 170H53V167L51 168L50 167V165H48L47 164V162L46 163ZM39 165V166H38ZM47 165L49 166V167H47ZM213 165V164H212ZM25 167V166H24ZM208 168V167H207ZM210 168H211V165H210ZM215 167H213V169H214ZM199 169H200V174H202L203 172L205 173V171H201L202 169L199 167ZM198 168H197V170H199ZM20 170V169H19ZM204 170V169H203ZM206 170V169H205ZM215 170V169H214ZM216 170H218L217 168H216ZM60 171V170H59ZM206 171H208V172H210L209 170H206ZM220 171H222V170H220ZM55 172H56V170H55ZM61 172H62V170H61ZM202 172V173H201ZM219 172V171H218ZM218 172L217 173H214V178L216 179V178H218V177H216V176H218L221 172H219V174H218ZM58 173V172H57ZM64 173H65V171H64ZM63 173V174H64ZM198 173H199V171H198ZM204 173L202 174V176H199L198 178L200 179V177L202 178L203 176H204ZM223 173V172H222ZM222 173H221V175H222ZM61 174V173H60ZM59 174V175H60ZM195 174V173H194ZM212 173H210L209 175H211ZM215 174H218V175H216L215 176ZM195 175H197L198 176V174L196 173ZM208 174H206V176H204L203 178H206L207 176H209ZM221 175L219 176V177H221ZM55 176V175H54ZM56 176L58 177V175L56 174ZM61 176H66V174L65 175H61ZM213 175H211V177H212ZM243 175H241V177L240 176H238L237 178H242L243 179V177H242ZM123 177H124V175H123ZM195 177V176H194ZM210 177V179H212ZM65 178V177H64ZM203 178H202V180H203ZM207 178H209V177H207ZM206 178V179H207ZM59 179V178H58ZM186 179V178H185ZM196 179V178H195ZM210 179H209V182H210ZM257 179V178H256ZM255 179V180H256ZM201 179H200V181H202ZM208 180V179H207ZM217 180V179H216ZM258 180V179H257ZM55 181V182H54ZM61 181V180H60ZM91 181V180H90ZM90 181H87L88 182V186H91L92 187V185L95 183V181H94V183L92 182L90 185H89V182ZM185 181V180H184ZM187 181V180H186ZM196 181V180H195ZM214 181V180H213ZM254 181V180H253ZM62 182V181H61ZM65 182V181H64ZM199 182V181H198ZM204 182H205V180H204ZM208 182V181H207ZM254 182H256V181H254ZM196 183H197V181H196ZM206 183V182H205ZM204 183V184H205ZM263 183V185H264V182H262ZM61 184V185H62ZM198 184V183H197ZM239 184H240V182H239ZM12 185V186H11ZM98 185V184H97ZM112 185V184H111ZM132 185V184H131ZM131 185H129V183H128V186L130 187ZM192 185V184H191ZM205 185H207V183L205 184ZM254 185V184H253ZM252 185V186H253ZM256 186H257V184H255ZM254 185V186H255ZM261 185V184H260ZM259 185V186H260ZM263 185L261 186V188L263 187ZM87 186V187H88ZM93 186H95V185H93ZM183 186H184V184H183ZM197 186V185H196ZM200 186H201V182H200ZM200 186H197V187H200ZM237 186V185H236ZM241 186V185H240ZM68 187V186H67ZM69 187H70V185H69ZM133 187V186H132ZM166 187V186H165ZM182 187V186H181ZM208 187L211 189V187H210V184L208 185ZM212 187H213V185H212ZM242 187V186H241ZM243 187H245L244 189H246L247 191V193L251 190V188L249 187L248 189H247V187L246 186H243ZM242 187V188H243ZM258 187V186H257ZM114 188V187H113ZM204 188H205V186H204ZM203 188V189H204ZM208 188V189H209ZM261 188H260V191H261ZM79 189H81V188H79ZM88 189H91L90 187L88 188ZM93 189H94V187H93ZM119 189H120V187H119ZM181 189V188H180ZM184 188L182 187V191L180 192V197H185V199H187V198H189L188 199V201L187 202H189L190 203V200H191V203L190 204H188L191 208L192 207H197V205L199 206V205H201V207H202V209H205L206 210V208H207V206H206V208L204 207V205L206 204H208V208H207V210L211 207L212 209H209L208 210V213H209V211H210V215L213 213L214 214V212H217V213H219V209H221V212L223 211L222 210V208L229 202L228 201V198L230 197V194H234V191L235 190H233V192L232 193H230V191H232V190H229L228 192H227V190H226V192L224 193V191L223 190H221V189H219V191L221 190V191H223V193L222 194H219L218 195V193H211L212 191V189L211 190H208V192H210V193H208L207 192V188H205L204 190H206L205 192L204 191H202L203 189H202V187H201V189L199 188H195L194 187V189H197V190H201L202 192L199 194V192H197L196 190L195 191H193L192 192V188H191V190L188 192V193H186L185 194V190H183ZM187 189V188H186ZM239 189H240V187H239ZM257 189V188H256ZM264 189V188H263ZM70 190V191H69ZM133 190H135V189H133L132 188V190L131 191H133ZM214 190H216V189H214ZM237 190H238V188H237ZM53 191H55L56 192V194H58V195H53ZM110 191H111V187H110ZM113 191H115V190H113ZM113 191H111V195H115L116 194V196H114V198L112 199V200H114L115 198H117L118 200H119V196H117L118 195V192L116 193V192H113ZM186 191H188V190H186ZM218 191V190H217ZM221 191H220V193H221ZM238 191H240V190H238ZM259 191V192H260ZM76 192V191H75ZM113 192V193H112ZM182 192H184V196L182 195ZM204 192V193H203ZM207 192V193H206ZM214 192V191H213ZM216 192V191H215ZM243 192H244V190H243ZM251 192V193H250ZM249 193L250 194H246L245 195V198L247 197V198H249L250 200L249 201H251V199L252 198H255V200H256V197L254 196L253 197V192H252V190L250 191ZM257 192H258V190H257ZM262 192V191H261ZM260 192V196L261 197H263V193H261ZM236 193V192H235ZM242 193V192H241ZM133 194V193H132ZM199 194V195H198ZM232 194V195H233ZM238 194H239V192H237V196H238ZM258 194V193H257ZM42 195H45V196H42ZM47 195H49L48 196V198H46L47 200L46 201H48V203H45V204H43V202H42V204L40 203L41 201H42V197H46ZM86 195V194H85ZM92 195V197H93V194H91ZM126 195V194H125ZM182 195V196H181ZM256 195V194H255ZM31 196V197H30ZM33 196V197H32ZM42 196V197H41ZM72 196V197H71ZM99 196V195H98ZM112 196V197H113ZM127 197H130V196H128V195H126ZM136 195H134V196H132L133 198H128V201L129 200H132V199H136V197H135ZM236 196V195H235ZM27 197H30L29 199L27 198ZM102 197V196H101ZM122 197V196H121ZM135 197V198H134ZM141 197V196H140ZM187 197V198H186ZM242 197H244V196H242ZM241 197V198H242ZM36 199V201L37 202H34V200ZM37 198H41V200L40 199H38L37 200ZM85 198V197H84ZM89 198H90V196H89ZM236 198V197H235ZM235 198H234V200H235ZM25 199H27V200H25ZM34 199V200H33ZM44 200H45V198H43ZM53 199V200H52ZM86 199H88V196L86 195ZM100 199V198H99ZM127 199V198H126ZM141 199V198H140ZM195 200V201H193V202H197L198 204L197 205H195V204H193L192 205V200ZM240 199V198H239ZM15 200V201H16ZM40 200V201H39ZM92 200V199H91ZM103 200H104V198H103ZM102 200V201H103ZM236 200H237V198H236ZM242 200V199H241ZM255 200L253 201V205L251 204V203H249V205H251V207H252V211H255V210H258L257 211V213L258 214H256V211L254 212L255 213V215H253L254 217H246V216H248L247 214H245V213H247L246 211H245V213H244V211H241V212H239V216H241V219H240V217L238 218L239 220L237 221V222H235V225H231L227 220H222L221 222L219 221L218 223L217 222H213V223H211L210 222V220L208 219V222H210V223H208V222H206L205 224H200L199 222H195V223H191L190 224V230L191 231H187L185 234H191V233H193V232H196V233H194L193 234V238H196V237H200V235H211V236H219V235H221V234H223V233H227V232H231V233H235V234H237V233H239V232H242V231H244V230H248V229H253V228H255V226L257 225V226H259L260 224L262 225V226H264V212L263 211H261V209H264V205H263V207L262 208H259L260 207V205L258 204V202H257V204L259 205L258 207L256 206V202H255ZM258 200V199H257ZM93 201V200H92ZM101 201V200H100ZM99 201V204H97L98 206V209L101 207V205L100 204H102L101 202ZM115 201H116V199H115ZM121 201V200H120ZM133 202H134V200H132ZM172 201V200H171ZM186 201V200H185ZM240 201V200H239ZM20 202V201H19ZM19 202H17L18 204H19V206H18V208L19 207H22L21 206V204L19 203ZM91 202V201H90ZM106 202V201H105ZM104 202V203H105ZM231 202H233L232 200L230 201V203ZM17 203H16V206L15 207H17ZM40 203V204H39ZM94 203V202H93ZM108 203H110V200H108ZM254 203H255V206H254ZM76 204V203H75ZM92 204V203H91ZM90 204V205H91ZM126 204V203H125ZM131 204V203H130ZM133 204V203H132ZM136 204V202H134V205ZM184 204V203H183ZM263 204V203H262ZM33 205V206H34ZM74 205V204H73ZM89 204H86V205H84V207H87ZM90 205L88 206V207H90ZM108 205V204H107ZM107 205H106V207H107ZM119 206H120V204H118ZM137 205V204H136ZM186 204H184L183 206H184V208H186V206H185ZM203 205V206H202ZM92 206V205H91ZM100 206V207H99ZM127 206V208H128V206L129 205H126ZM132 206L133 205H131V208H132ZM210 206V207H209ZM25 207V208H26ZM87 207V208H88ZM116 207H117V204H116ZM173 207V206H172ZM189 207V208H190ZM200 207V206H199ZM25 208H19L20 210H22V209H25ZM78 208L80 209V210H78ZM103 208V207H102ZM126 208V207H125ZM179 208H180V205H179ZM183 208V207H182ZM181 208V209H182ZM198 208V207H197ZM16 210V209H14V214H15V212L17 213V214H15L14 216L15 217H18L17 215H19V217L18 218H23V217H25L26 216V214H25V216H23L22 215V213L20 212L19 213V211L20 210ZM95 209V208H94ZM113 209V208H112ZM118 209V207L116 208V210ZM193 209V208H192ZM195 209V208H194ZM193 209V210H194ZM201 208H199L198 209V212H200L199 210H202ZM232 209V208H231ZM231 209L230 208H228L225 212H231ZM254 209V210H253ZM16 210V211H15ZM46 210H48V214L47 215H45V216H42L41 214H39L41 211H46ZM206 210V211H207ZM211 210H213V211H211ZM34 211V210H33ZM133 210L131 209V211H129V212H132ZM174 211V210H173ZM204 211V210H203ZM206 211H204L203 213H205ZM96 214V213H95ZM216 214V213H215ZM35 215V214H34ZM120 215V214H119ZM199 215V214H198ZM209 215V214H208ZM208 215H207V217H208ZM209 215V216H210ZM200 216V215H199ZM225 216V215H224ZM245 216V217H244ZM205 217V216H204ZM204 217H201V218H204ZM207 217H205V218H207ZM213 217H215V218H218V217H216V215L214 216L213 215ZM225 217H228V216H225ZM242 217H244V218H242ZM204 218V220H206L207 221V219H205ZM210 219H211V217H209ZM213 219V218H212ZM96 220V221H95ZM213 221H214V219H213ZM32 222V221H31ZM34 224V225H35ZM255 225V226H254ZM254 226V227H253ZM256 226V227H257ZM105 227V228H104ZM206 228H208V229H206ZM206 230V231H205ZM131 231V230H130ZM193 231V232H192ZM201 231V234H199V232ZM124 233H126V234H128V235H131V233H129V232H124ZM199 234V235H198ZM133 236V235H132ZM186 236V235H185ZM190 236V235H189Z\"/></svg>",
    "mask_w": 264,
    "mask_h": 264
}]
</instances>
